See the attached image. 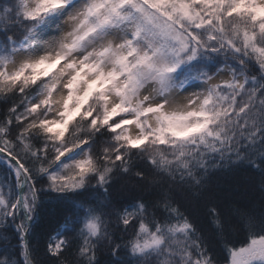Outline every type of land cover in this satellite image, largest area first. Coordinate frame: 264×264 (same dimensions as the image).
<instances>
[{
	"label": "snow or ice",
	"instance_id": "obj_1",
	"mask_svg": "<svg viewBox=\"0 0 264 264\" xmlns=\"http://www.w3.org/2000/svg\"><path fill=\"white\" fill-rule=\"evenodd\" d=\"M251 3L256 9H264L261 0H251ZM9 4L12 5V0H4L0 20L9 18L13 12L17 18L22 15L25 20L33 19L32 13L24 9L23 0L16 6L18 11L9 8ZM225 5L230 6L225 9ZM100 7L109 13L102 21L101 30L110 25L118 31L119 41L106 44L96 54L103 56L121 49L114 53L116 67L105 73L101 65L100 70L120 78V87H114L113 92L125 111L110 115L105 108L104 115L110 118L93 120V131L95 135L107 132L115 141L123 143L111 155L102 157L105 161L102 170L95 166L90 151L80 158L94 144L93 139L85 137L74 146L49 149L43 139L42 121L28 115L35 113L36 101L21 90L18 94L23 98L6 106L0 116V157L8 165V176L14 177V180H0V224L12 219L20 236L24 264H38L29 244L28 221L36 211L42 189L71 192L73 197H64L71 200L62 209L71 213L59 226L64 231L58 229L44 243V255L51 258L52 264H97L101 250L117 255L122 247L133 264L141 261L144 264H176L177 261L179 264H217L199 239L194 238L193 225L169 198L167 190L154 202L138 200L131 209H120L107 199L91 202L93 193L88 188L98 185L108 192L105 186L120 174H130L148 183L154 181L153 176L133 165V158L142 151L147 135L143 131L140 136L119 135L125 123H136L142 130L139 118L154 111L160 112L161 117H203L174 132L177 139L172 143L163 142V147L171 148V152L157 151L142 156L153 172L173 178L179 174L182 181L193 184L200 182L196 169L204 166L206 153L240 156L239 142H255L257 137L264 136V23L257 24L258 32L257 29L249 31L238 22L228 25L232 35L239 37L237 42L225 35L226 19L247 14L242 13V5L237 0H89L86 5L89 11ZM249 19L254 24L264 20V12H253ZM209 54L225 56L222 64L216 61L218 66L211 74L196 62L197 57ZM3 59L0 57V61ZM139 69L146 71L141 74ZM191 75L201 81L199 90L188 91L185 87ZM149 89L158 93L156 103H149L152 97L145 94ZM130 92L145 95L133 105L126 103L131 99ZM172 93H187V103L198 104V108L187 113L166 112L165 97ZM129 111L134 119L121 120ZM94 115L91 113L89 119ZM73 152L77 155L65 160ZM153 205L163 209V220L151 213ZM17 212H20L19 222H16ZM212 212L213 224L222 227L216 209ZM145 215L149 221H145ZM109 217L128 233L127 240L121 237L118 243L113 239ZM221 243L227 253L223 264H264V233L250 231L248 239L238 246L224 239ZM11 259L14 258L2 255L0 264H10Z\"/></svg>",
	"mask_w": 264,
	"mask_h": 264
},
{
	"label": "clouds",
	"instance_id": "obj_2",
	"mask_svg": "<svg viewBox=\"0 0 264 264\" xmlns=\"http://www.w3.org/2000/svg\"><path fill=\"white\" fill-rule=\"evenodd\" d=\"M261 2L264 3V0ZM20 3L21 0H12V7L16 9ZM88 3L89 0H23L24 9L32 13L33 19L25 20L21 15L19 18H7L0 22V28L18 25L23 30V40L26 41L18 47L0 48V57L4 58L0 61V99L16 97L21 90L32 98L35 96L36 111L28 115H32L34 120L42 121L43 139L48 143L49 149L71 147L82 142L85 137L93 139L95 132L92 121L97 118H110L104 115L105 108L110 115L125 111L124 107L119 106L120 98L113 92L114 87H120V78L106 75L100 70L101 65L105 73L116 67L113 63L114 53L121 49H114V52L103 56L96 54L106 44L118 43V31L110 25L101 30L102 21L109 15L108 10L100 7L89 11L86 8ZM237 3L242 5V13L247 14H242L239 18L233 16L231 20L226 19L225 35L239 42V37L232 35V29L228 25L238 22L247 26L249 31L257 29V24L264 23V20L254 24L249 17L256 11L264 12V9H256L251 0H247V3L245 0H237ZM229 6L225 5V9ZM58 10L64 13L55 25L58 31L45 36L40 26L46 24L48 17ZM20 34L14 28L8 33V38L13 39ZM138 71L143 74L146 70ZM145 94L152 97L149 103L157 102V92L149 89ZM145 94L137 96L130 92L131 99L126 103L135 105ZM22 98L18 97L16 100ZM165 99V111L169 113H187L190 109L198 108V104L187 103V93H172ZM91 113L95 115L90 120ZM120 119L127 121L134 117L129 111L127 117L121 116ZM139 119L143 124L142 130L136 123H125L119 135L128 133L140 136L143 131L148 139L142 151L136 155L144 156L157 151L171 152V148L163 147V142L172 143L177 139L174 132L181 131L186 124L203 117H161L160 112L154 111ZM213 127L219 128L221 125ZM122 143L123 141L117 142L110 135L98 146L93 144L90 149H85L80 158H84L90 151L95 166L102 170L105 163L102 157L111 155ZM124 151L127 155L128 150ZM144 219L149 221L147 215ZM141 264L144 262L141 261Z\"/></svg>",
	"mask_w": 264,
	"mask_h": 264
},
{
	"label": "trees",
	"instance_id": "obj_3",
	"mask_svg": "<svg viewBox=\"0 0 264 264\" xmlns=\"http://www.w3.org/2000/svg\"><path fill=\"white\" fill-rule=\"evenodd\" d=\"M3 3L4 0H0V10ZM8 7L11 8L12 5L9 4ZM9 18L17 17L13 12ZM14 28L21 34L9 40L8 33ZM22 33L23 30L18 25L0 28V48L17 47ZM220 59L224 61L225 56L209 54L197 57L196 62L203 70L211 73L216 67V61ZM18 97L17 93L16 97L0 99V116L3 115L5 107ZM109 136L107 132L97 133L93 143L98 146L101 140H106ZM239 152L242 155L206 153L204 166L196 169L199 184L182 181L179 174L173 178L166 173L153 172L143 157L136 155L133 158L134 167L153 176L154 181L148 183L130 174H120L114 176L105 186L109 188L108 192L98 185H90L88 191L93 193L91 202L107 199L117 208L131 209L138 200L154 202L167 190L169 198L193 225L194 238L199 239L201 246L213 255L217 264H223L227 253L222 246V239L238 246L248 239L250 231L264 233V136L257 137L255 142H239ZM0 180H14V177L8 176V165L4 157H0ZM73 196L74 193L71 192L65 194L42 189L36 211L29 223V244L38 264H52L51 258L44 255V243L59 229L65 216L71 215L62 209L71 204V200L64 197ZM213 208L220 217L222 227L213 224ZM151 213L155 214L156 219L163 220L162 208L153 205ZM76 226H79L78 223ZM108 227L118 243L121 237L128 239V233L122 230L114 218H108ZM19 241L15 223L8 218L4 224H0V256L7 254L14 258L10 260V264H24ZM126 252L123 247L118 249L117 255L101 250L97 256V264H133Z\"/></svg>",
	"mask_w": 264,
	"mask_h": 264
},
{
	"label": "rangeland",
	"instance_id": "obj_4",
	"mask_svg": "<svg viewBox=\"0 0 264 264\" xmlns=\"http://www.w3.org/2000/svg\"><path fill=\"white\" fill-rule=\"evenodd\" d=\"M74 2H75V0H74ZM2 6H3V5H2ZM2 6H1V7H2ZM0 11H3V7L1 8ZM63 14H64V13H63V11H61V10H58L57 12L52 13V14L48 17V21H47V23L44 24V25H41V26H40V30L43 32V34H44L45 36H46V35H53V34H56V32H57L58 30L55 28V25L58 23L59 19L62 17ZM9 17H10V16H9ZM24 43H26V41L23 40V36H22L19 45L24 44ZM19 45H18V46H19ZM18 46H17V47H18ZM219 62L222 64L224 61L220 59ZM215 66H216V67L218 66L217 63H215ZM216 67L214 68V70H212V72L215 71ZM193 78H195L194 75L189 76V78H188V80H187V83L185 84V87H186L187 89H188L189 87H197V89L199 90V85H200L201 81L198 80V79H196V80H192ZM33 99H35V96H33ZM77 151H78V150H77ZM76 155H77V152H73L72 154L69 155V157H66L65 160H66V159H69V158H73V157H75ZM57 167H59V164L57 165ZM18 214L20 215V212H18ZM61 224H62V223H61ZM59 230L62 231L63 229H60V228H59ZM57 231H58V230H57ZM57 231H56V232H57ZM56 232H54V233H56ZM54 233H53V234H54ZM53 234H51V235H53Z\"/></svg>",
	"mask_w": 264,
	"mask_h": 264
},
{
	"label": "bare ground",
	"instance_id": "obj_5",
	"mask_svg": "<svg viewBox=\"0 0 264 264\" xmlns=\"http://www.w3.org/2000/svg\"><path fill=\"white\" fill-rule=\"evenodd\" d=\"M195 90H198L197 87H189L188 88V91H195Z\"/></svg>",
	"mask_w": 264,
	"mask_h": 264
},
{
	"label": "water",
	"instance_id": "obj_6",
	"mask_svg": "<svg viewBox=\"0 0 264 264\" xmlns=\"http://www.w3.org/2000/svg\"><path fill=\"white\" fill-rule=\"evenodd\" d=\"M17 215H18V212H17ZM30 220L28 221V224H29Z\"/></svg>",
	"mask_w": 264,
	"mask_h": 264
}]
</instances>
